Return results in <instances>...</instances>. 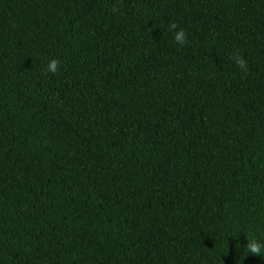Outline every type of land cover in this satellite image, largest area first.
I'll return each instance as SVG.
<instances>
[{
    "label": "trees",
    "instance_id": "obj_1",
    "mask_svg": "<svg viewBox=\"0 0 264 264\" xmlns=\"http://www.w3.org/2000/svg\"><path fill=\"white\" fill-rule=\"evenodd\" d=\"M250 239L264 0H0V264H264Z\"/></svg>",
    "mask_w": 264,
    "mask_h": 264
},
{
    "label": "clouds",
    "instance_id": "obj_2",
    "mask_svg": "<svg viewBox=\"0 0 264 264\" xmlns=\"http://www.w3.org/2000/svg\"><path fill=\"white\" fill-rule=\"evenodd\" d=\"M176 29V31L174 32V41L175 44L183 46L187 43L188 41V36L187 33L179 28V26L175 23H173L170 27V31ZM234 63L243 71H247L248 68V61L247 59L242 56V55H234L232 57ZM58 64L59 61L56 59H52L49 61L48 63V68L47 71L55 73L58 71ZM247 250L254 255H261L262 253V249H264V244H262L261 242L255 240V239H250L249 243L246 245Z\"/></svg>",
    "mask_w": 264,
    "mask_h": 264
}]
</instances>
